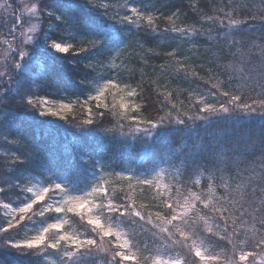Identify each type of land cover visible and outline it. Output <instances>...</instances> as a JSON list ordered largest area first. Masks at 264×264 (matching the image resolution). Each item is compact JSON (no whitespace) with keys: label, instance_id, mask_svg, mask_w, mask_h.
Segmentation results:
<instances>
[{"label":"snow or ice","instance_id":"snow-or-ice-1","mask_svg":"<svg viewBox=\"0 0 264 264\" xmlns=\"http://www.w3.org/2000/svg\"><path fill=\"white\" fill-rule=\"evenodd\" d=\"M86 3L112 20L134 27L122 47L90 60L88 68L102 75L100 69L106 66V61L126 55L134 46L145 53V58L163 61L160 67L164 75L198 82L203 81V77L195 71L190 72L188 67L195 59L194 54L204 50L211 54L213 68L210 74L216 83L204 81L205 90L187 93L190 110H182L181 104L171 103L172 91L166 93L159 107L152 99V89L141 93L139 99L143 103H138L136 88L143 85L138 83L133 88L122 79L118 82L111 70V77L96 83L95 91L86 98L52 99L38 90L30 91L17 76L36 41L44 39L60 53H84L102 41L95 36L85 35L79 39L75 36L73 23L86 22L82 0H65L71 22L44 7L41 0H9L6 5L0 4V10H3L0 11V35L11 38L0 39V43L7 45L0 53V116L7 118L13 107L23 106L76 127L99 125L103 121L104 125H111V128H104L108 132L133 136L143 133L141 160L151 161L139 174L135 169L108 172L109 165L100 166L99 162L89 161L98 169V179L83 193L70 191L55 181L43 185L39 182L31 184L28 180L19 185L24 193L31 194L26 198L27 202L13 207L12 203H3L7 201L6 197H0V203L8 210L7 224L0 227V264H10L13 254L29 252L38 258L37 264H44L53 255L56 259L51 264H197L195 259L190 261L188 258L193 255L199 264H215L228 252L231 253L228 264H250L249 257L254 264L256 256L264 253V133L247 129L238 134V139H231L225 135L230 130H223L211 144L205 143L202 136L197 137L194 141L184 142L180 149L170 150L172 153L182 151L179 165L171 164L170 157H153L147 137L160 125L194 126L199 120L210 121L225 114L264 115V0H221L212 16L190 0L185 6L196 17L194 24H188L187 13L181 12L180 8L166 13L155 7L146 10L131 4L130 0H123L122 4L119 0L114 3L86 0ZM51 17L64 23V28L59 29L61 36L56 39L49 38L42 27L45 24L53 26ZM205 24L210 26L204 27ZM149 31L175 33L179 43L171 51L164 52L167 40L149 43L135 34ZM13 43H16L15 48ZM37 63L39 67L34 70L33 80L36 85L46 81L50 71L46 64ZM116 67L114 63L111 66L112 69ZM125 71L129 79H136L135 69L125 68ZM145 113L149 114L146 116ZM3 139L11 144L23 143L19 137L10 140L4 136ZM34 157L35 153L30 149L26 155L0 151V175L6 174L16 162ZM161 163L183 168V176H174L175 183H165V169L160 167ZM205 173L208 174L207 191H182L186 178ZM109 175L126 181L127 190L120 188L122 197H117L116 189L109 187ZM217 181L220 182L218 185ZM213 185L222 186L225 194L216 195ZM137 189L141 194L145 189L155 190L153 206L160 211L153 213L147 206L138 205ZM4 190L0 187V192ZM116 199H122L123 203H116ZM69 214L79 217L83 231L72 229ZM40 218H44L45 223L32 228L34 234L28 235L23 228L25 222ZM229 218H233L234 224L239 219L242 230L233 227L229 232ZM210 221L216 222V227L224 233L220 239L230 246L221 247L219 253L208 247L220 243L215 240L219 233H214ZM245 224L251 225L250 236L243 230ZM241 236L247 238L253 251L240 246L243 243ZM185 247L187 254L177 252V248Z\"/></svg>","mask_w":264,"mask_h":264},{"label":"trees","instance_id":"trees-1","mask_svg":"<svg viewBox=\"0 0 264 264\" xmlns=\"http://www.w3.org/2000/svg\"><path fill=\"white\" fill-rule=\"evenodd\" d=\"M112 1L114 0H103V2L108 3H112ZM149 1L151 9L155 7L159 11L166 13L180 8L181 12L187 13L185 19L188 21V24L195 23L196 17H194L190 9L185 6L189 4L190 0ZM41 3L44 7L51 9L71 22L72 18L68 15L65 0H41ZM191 3L193 5H198L203 9L204 13L212 16L216 14L213 9L220 6L221 0H191ZM82 9L86 22L79 25L73 23V31H79L91 36L96 35L105 37L108 34L107 26L111 19L104 16L102 12L93 10L92 7L87 5L86 0H82ZM201 15H203V13ZM51 19L53 21V26L45 24L43 28L47 31L49 38L56 39L61 36L59 29L64 28V23L62 20H57L55 17H51ZM177 23H180V21H177ZM181 26L183 27L188 25L181 24ZM203 26L209 27L210 25L205 24ZM133 31L134 29L130 28H127L126 31H121L122 37L119 38L120 41L125 40V42H127L129 39L128 34ZM0 32H2V30H0ZM135 34L140 36L138 39L143 38L149 43H156L162 39L167 40V43L164 45V52L171 51V48L175 47L179 43L176 39L177 34L175 33L163 34L149 31ZM5 35H0V39H5ZM107 42L114 44L112 43V38L106 39L104 46ZM44 46V49H40L38 51V57L41 58L39 61L46 64L50 70L48 73V79L40 82L38 85L33 83V80L35 79L34 70L39 67L37 63H34L30 67L31 69H22V71H20L22 77L20 73H18V81L22 85L27 86L30 91L38 90L41 94L45 95V93H49L53 96L59 95L61 92L66 93V91L71 93L76 83H83V88L73 90V93H84V89L89 86V81L94 79V77H96L94 74L97 73L95 70L87 67L89 62L87 58L89 55H83L82 53L77 52L60 53L53 49L46 41L44 42ZM148 46L151 47L152 45ZM131 48H133L131 51L136 52L134 53L135 57L132 58L131 67L134 68V64L141 63L143 66L142 69L145 70L144 75L141 76L140 74H137L136 79L131 80L125 70H119L118 72L120 74H118L135 85L138 83L143 85L142 88H137L139 103H143V101L139 99V95L141 93H147L149 89H152V99L159 107L160 103L165 100L162 93L172 91L175 102L177 103L180 99L179 104L182 105V110H190L191 101L188 99L187 93L192 90H205L204 81L211 80L213 84L216 83V80L213 79L210 74V69L213 68L211 54L205 52L204 50L194 54L195 59L189 62L188 67L190 72L195 71L199 73V76L203 77V81L185 82L182 78H177L174 75H164L160 67L163 64V61L147 59L145 58V53L140 52L138 47L133 46ZM0 49L3 50L2 43H0ZM98 50L100 51V49ZM142 58L144 59L142 60ZM105 67H102L100 71L105 69ZM131 70L132 69H129V71ZM216 71H219V69ZM28 77H31L32 79H28ZM221 79H226V77H221ZM21 80H23V82H21ZM169 84L171 87H168ZM53 89L56 91H51ZM148 114L149 113H145L146 116ZM261 125H264V115L256 113H240L237 121H231V123L227 126V130L230 131L226 132V135H228L231 139H238V134H242L247 129H250L252 132L261 131L264 133V128H261ZM108 127H110V125H104L103 121H101L99 125H84L82 127H76L74 124H70L65 120L52 116H42L39 111L23 106L13 107L8 113L7 118L0 116V140L2 142L5 141L3 139L4 136H8L10 140L15 137H19V139L23 142L20 144L21 146L25 149L29 148L37 152V156L34 159L18 161L10 170L6 172V174L0 175V187H4L5 189L4 192H0V197L7 198V201H4L3 203L18 204L23 201L25 193L21 190L19 185L24 184L30 175L38 173L39 167H44L46 165H48V169L53 173V175L62 177L69 185L71 184L74 189L81 190L83 187L89 185L91 181V164L89 161L100 158L109 163L114 162L117 168L121 167L122 159L126 165L125 167H132L133 164H141V162L137 163V156H139L140 150L139 148H134L136 145L128 147L126 146V144L129 143L127 140L123 142V140L115 137L113 138L112 134H99L100 131L105 132L104 128ZM85 129L88 131H85ZM172 136L174 144H179V141L184 138V135L181 133H174ZM170 143V139L157 141L155 143L156 148L152 154L153 157L160 156ZM211 143L212 142H210V144ZM85 158H87L88 161ZM232 184L234 188L235 181H233ZM7 185L12 186L7 187ZM121 187L127 190L126 184L121 185ZM121 187L115 188V194L117 197L123 196V192L120 191ZM224 194L225 193L223 192L222 195ZM138 196H140V199L145 200V202H142L144 203L143 205L147 206L151 211L154 213L160 211L159 208L153 206L156 202L152 200L150 194L145 192ZM116 201L123 203L122 199H116ZM225 215L228 214L225 213ZM6 217L5 208L3 207V204L0 203V227L7 224ZM68 220L72 229L83 231V228L81 227L83 222L79 220V217L69 214ZM42 223H45L44 218H40L35 222L26 221L23 228L27 234H30L32 232V228ZM227 223L229 226V232H231L233 227L237 231L242 230V222L239 219H236L234 224L233 218H229ZM67 227L68 225H66V228ZM243 230L246 231L249 236L252 234L250 224L243 225ZM214 233L217 232L214 231ZM22 234L23 232L21 235ZM223 236L224 233L221 231V233L215 237V240L220 241V243L218 245L215 243L209 245V249L211 251L219 253L221 251V247H230L227 245L226 241L220 239ZM240 239L243 241L240 246L243 247L244 250H254L249 246L250 242L246 237L241 236ZM230 254L231 253L228 252L226 255H223L221 260L218 262L222 263L223 260H225V258ZM37 259L38 258L33 257L31 252L26 255L13 254L10 257V264H37ZM53 260L55 259L51 256L49 260L44 262V264H51ZM249 262L252 264L251 257H249ZM254 264H264V253L256 256Z\"/></svg>","mask_w":264,"mask_h":264},{"label":"rangeland","instance_id":"rangeland-1","mask_svg":"<svg viewBox=\"0 0 264 264\" xmlns=\"http://www.w3.org/2000/svg\"><path fill=\"white\" fill-rule=\"evenodd\" d=\"M105 1H108V0H105ZM8 2H9V0H0V4H5L6 5ZM29 2H36V0H29ZM114 2H116V0L112 1V3H114ZM119 2L122 4L123 0H119ZM130 3L133 4V5H137V6H140L142 8H145L146 10H149V11L152 10L150 8V1L149 0H130ZM26 27H27V25H26ZM42 27H44V25ZM107 28H108V31H107L108 34L105 37H101V36H96L95 35V37L97 39H100L102 41V43L100 45H98L97 47H95L93 49H89L87 52L82 53L83 55L84 54L89 55L88 58H87L88 61L104 57V56L109 54L110 50H114V49H118V48L122 47L123 44L126 43V42H125V40L124 41H120V39H119L120 37H122V32L121 31H126L127 28L128 29L129 28L130 29H134V27L131 26V25L120 24L119 21L112 20V19L108 23ZM74 32H75V36H76L77 39H79L81 36H85V35L89 36V37H92L91 35H88L86 33H81L79 31L78 32L74 31ZM110 38L113 39L112 43H114V44H111V43L107 42L106 45L104 46L105 40L106 39H110ZM5 39H11V38L8 37L7 35H5ZM44 42H45V40L41 39V40H38V41H36L34 43L32 49L30 51L29 56L24 59V63H23L22 69L29 70V69H31L30 67L34 63H37L39 60H41V58L38 57V51L40 49L41 50L44 49V47H45L44 46ZM6 47H7V45H4L2 43L3 50L0 49V53H3L5 51V49H6ZM12 47L15 48L16 47V43H13ZM98 49H100V51ZM131 49L133 50V48L130 47L128 49V52H127L126 55L121 56V57L115 59L114 61H112V60L106 61L105 62L106 63V67H105V69H102V71H101L104 74L100 75L98 73H95L94 75L96 77H94V79H91V83H89V86H87V88L84 89V91H85L84 93H81V94L80 93L79 94H77V93L74 94L73 93V90H77V89L83 88L82 87L83 83H76V85L74 86V88H73L71 93L66 91V93L65 92H61L59 95H55V96H53V95H51L49 93H45V95L50 96L52 99L86 98L90 93L95 91V87L94 86H95L96 83H99L100 81L109 79L111 77V75H112L111 72H113L117 76L118 82H119V80L122 79V80H124V82L131 84V86L133 88H136V85L134 83H132L131 81H127L123 76H119L120 73L118 72L119 70H125V68H127L128 70L129 69H135L137 74H141L142 73V76L144 75L145 70L142 69L143 66H142L141 63L134 64V68L131 67L132 58L135 57L134 53H136L135 51H131ZM113 55H115V54H113ZM113 63L117 66L115 69L111 68ZM22 69L19 70L18 73H20V71H22ZM110 70H111V72H110ZM20 75L22 77L21 73H20ZM23 80H21V82H23ZM164 90H166V89H164ZM51 91L55 92L56 90L53 89ZM136 91H137V88H136ZM137 93H138V91H137ZM162 94H163L164 98H166V93L164 92ZM137 102H138V97H137ZM179 102H180V99L177 102V104H179ZM171 103H176L174 98L171 99ZM239 116H240V113L232 114L231 116L225 114L223 117H220V116L214 117L210 121L199 120V121L196 122V124L194 126L190 125V126H187V127L185 125H176L175 123L166 124V125H160L152 132L151 136L147 137L148 148L151 150V154H153L154 149L156 148L155 147V143L157 141L164 140V139L165 140H169L170 139L171 143L168 144L167 148L164 149V151L162 152L161 155H163L166 159L170 157L171 158V164L179 165V163H180L179 157L182 155V151L181 152L172 153V152H170V150H172L173 148L180 149L184 142L194 141L197 137H201V136L204 138L205 143L210 144V142H212L214 139H216L221 134V131L228 129L227 126L231 123V121H237ZM108 128H111V125ZM85 131H88V130L85 129ZM174 133H181V134L184 135V138L181 141H179L180 142L179 144H174L173 143V140H172L173 136L172 135H174ZM99 134H101V135L112 134L113 138L115 137L117 139L123 140V142H125V140H127L129 143L126 144V146L130 147L132 145H136L134 148H136V149L139 148V150H140V154H139V156H137V163L141 162V164H137V165L133 164L132 167H125L126 165L124 164L123 159H122V165L119 168L116 167L114 162L109 163L106 160H103V159H100V158L92 160L94 162H99L101 164L100 166H103V164L109 165L111 167V169H106V171H108V172H113V171L114 172H119V171L126 170V169H135L137 171V174H139V172L145 171L146 168L151 164V161L144 162V161L141 160V156H142L143 151H144V136H143V133H136L135 136H133V135H122L120 133H114V132H108V131H105V132H101L100 131ZM226 134L227 133H225V135ZM0 146H1L0 151H4V150L13 151V152H16V153L21 154V155H26L27 151L29 150V148L25 149L20 144H11V143L5 142V141L2 142L1 140H0ZM32 151L35 153V157H36L37 156L36 155L37 152H35V150H32ZM156 157H159V156H156ZM34 158H32V159H34ZM85 159L88 161L87 158H85ZM171 164H169V163H161L160 164V167H163L165 169V173H164V177H165V181L164 182L165 183H169V182L175 183V180L173 179V177L174 176L182 177L183 173H184V169L183 168L173 167V166H171ZM48 168H49L48 165H46L44 167H39V172L30 175L27 178V181L31 180V184H36V183L39 182V183H41L43 185H47V184L55 181V182L64 184L65 187L68 190H70V191H73V192H76V193H83V192L88 191L90 189V187L92 186V184L98 179V176H96L97 172H98V169L94 168L91 165V167H90V171H91V173H90V178H91L90 179L91 180L90 184L85 186V187H83L81 190H76V189H74L72 187L71 184L69 185L65 181V179H63L62 177H57V176L53 175V173ZM157 170H159V169H157ZM207 175L208 174L205 173L203 176H201V175H192L191 177L186 178L184 180V183L181 186L182 191L186 190V189H190L192 191H199V190L207 191V187H206V185L208 183ZM107 179L110 182L109 183V187L110 188H119V187H121V185L126 184V181L121 180L117 176L109 175L107 177ZM195 181H199V183H194ZM219 183H220L219 181L216 182L217 185ZM31 184L29 186H31ZM213 186L216 187V185H213ZM154 191L155 190H153L152 192H149L147 189H145V190H143V193L146 192V193L150 194L151 198H152V195L154 194ZM140 194H141V190L137 189V191H136L137 203H138V205H143L144 203H142V202H145V200L144 199H140V196H138ZM222 194H223L222 186L221 187H216V195L222 196ZM30 195H31L30 193H25L24 194L25 197H24L23 201L19 202L18 204H13V207L19 206L22 203L27 202L26 198L29 197ZM57 199H59V197H57ZM115 202L118 203V204L120 203L118 201H115ZM7 211L8 210L5 209V214H6ZM141 223L143 224L144 222L142 221ZM210 223L212 224L213 231L221 233V230L216 227V222L210 221ZM42 224H39L38 226H41ZM38 226H35V227H38ZM145 226L146 227H152L151 225H145ZM153 230L156 231L155 229H153ZM31 234H34V233L31 232L28 235H31ZM190 242L191 241H189V243ZM180 251H182L183 253L187 254V248L186 247L184 249L177 248V252H180ZM52 257L54 259H56L55 255H53ZM188 258H189L190 261L195 259L197 261V264H199L198 258H194V255L193 256H189ZM230 259H231V254L228 255L225 258V260H223L222 263H220V262L216 263L215 262V264H228Z\"/></svg>","mask_w":264,"mask_h":264}]
</instances>
